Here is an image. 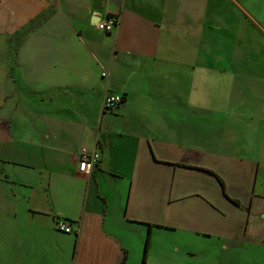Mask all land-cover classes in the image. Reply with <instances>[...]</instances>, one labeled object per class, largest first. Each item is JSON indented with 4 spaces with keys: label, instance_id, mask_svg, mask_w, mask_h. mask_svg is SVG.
<instances>
[{
    "label": "crops",
    "instance_id": "obj_1",
    "mask_svg": "<svg viewBox=\"0 0 264 264\" xmlns=\"http://www.w3.org/2000/svg\"><path fill=\"white\" fill-rule=\"evenodd\" d=\"M259 56L264 0H0V264H264Z\"/></svg>",
    "mask_w": 264,
    "mask_h": 264
},
{
    "label": "built area",
    "instance_id": "obj_2",
    "mask_svg": "<svg viewBox=\"0 0 264 264\" xmlns=\"http://www.w3.org/2000/svg\"><path fill=\"white\" fill-rule=\"evenodd\" d=\"M118 16L116 14H108L107 17L103 20L100 19L96 25L103 32L110 33L112 32L118 24ZM106 74V73H105ZM124 96L117 93L107 94L104 98V108L105 110H113L118 108L124 101ZM100 153L97 151H89L82 148L79 151L78 161L79 168L81 171L89 172L91 168L98 162ZM56 227L61 231H66V233H74L75 230L70 223H67L66 220L59 219L56 222Z\"/></svg>",
    "mask_w": 264,
    "mask_h": 264
},
{
    "label": "rangeland",
    "instance_id": "obj_3",
    "mask_svg": "<svg viewBox=\"0 0 264 264\" xmlns=\"http://www.w3.org/2000/svg\"><path fill=\"white\" fill-rule=\"evenodd\" d=\"M184 48H185V46H184ZM186 50L189 51V50H190V47L188 46V47L186 48ZM259 58H260L261 60L258 59V61H262V59H263L264 57H260V56H259Z\"/></svg>",
    "mask_w": 264,
    "mask_h": 264
},
{
    "label": "trees",
    "instance_id": "obj_4",
    "mask_svg": "<svg viewBox=\"0 0 264 264\" xmlns=\"http://www.w3.org/2000/svg\"><path fill=\"white\" fill-rule=\"evenodd\" d=\"M123 99H125V97H123ZM235 201H238V200L236 199ZM146 248H148V242H147ZM123 264H126V262L123 261Z\"/></svg>",
    "mask_w": 264,
    "mask_h": 264
}]
</instances>
